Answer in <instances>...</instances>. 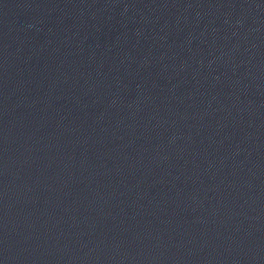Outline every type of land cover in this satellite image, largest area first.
<instances>
[{
  "label": "water",
  "instance_id": "1",
  "mask_svg": "<svg viewBox=\"0 0 264 264\" xmlns=\"http://www.w3.org/2000/svg\"><path fill=\"white\" fill-rule=\"evenodd\" d=\"M0 264H264V0H0Z\"/></svg>",
  "mask_w": 264,
  "mask_h": 264
}]
</instances>
